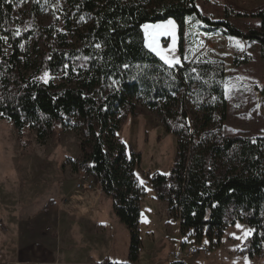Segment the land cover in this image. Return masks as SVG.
Wrapping results in <instances>:
<instances>
[{"label":"trees","instance_id":"16d2710c","mask_svg":"<svg viewBox=\"0 0 264 264\" xmlns=\"http://www.w3.org/2000/svg\"><path fill=\"white\" fill-rule=\"evenodd\" d=\"M64 1L65 11L44 26L40 15L48 10L54 16L52 0H0V37H7L0 39V119L12 124L18 139L30 129L43 141L56 124L78 132L79 157L68 160L71 169L91 176L110 196L115 216L129 233L126 263L93 264L138 261L140 202L145 194L134 175L140 155L117 137L125 116L135 115L138 106L154 111L176 138L170 175L154 174L149 182L155 197L167 203L169 217L179 221L181 243L207 239L219 246L225 229L239 222L251 228V235L234 253L252 258L260 254L264 136L222 134V62L182 60L170 66L146 46L142 27L172 19L181 39L186 19L193 17L205 36L258 43L264 59V8L236 14L259 20V30L244 33L228 22L227 12L217 21L203 16L196 0ZM26 2L27 19L18 10ZM30 50L39 57L36 67ZM248 61L246 56L234 57L232 65ZM43 72L59 81L38 80Z\"/></svg>","mask_w":264,"mask_h":264},{"label":"rangeland","instance_id":"374dc122","mask_svg":"<svg viewBox=\"0 0 264 264\" xmlns=\"http://www.w3.org/2000/svg\"><path fill=\"white\" fill-rule=\"evenodd\" d=\"M52 2L54 16L48 10H43L40 15V22L44 26L58 18V12L65 11L67 7L64 0H52ZM196 5L203 16L215 21L222 20L224 14L229 13L228 22L247 33L249 30H259V20L236 14H247L262 9L264 0H196ZM28 7L29 2L18 6L19 13L26 19ZM169 20L173 21L167 19L147 23L145 24L149 26L147 28L143 25L145 43L150 51L164 62L162 56L169 60H179V63L182 60L222 62L226 100L222 134L248 138L264 136V94L261 92L264 89V59L260 57L259 44L232 36H205L197 29V23L191 21L199 22L193 17L186 19L185 33L180 39L177 36L175 22L173 21V27L167 23ZM153 48H156L161 55L153 51ZM30 51L31 61L36 67L39 64V57L37 59V54L33 50ZM244 56L249 59L247 63L232 65L234 57ZM32 72L33 70L28 74ZM36 77L42 82L59 81L47 72L40 73ZM117 137L128 149L140 155V163L134 175L136 185L142 186L146 193L138 230L142 251L150 256L147 264H168L169 256L180 249L177 238L180 235L178 222L169 217L165 201L163 213L161 211H158L159 214L154 213L150 199V195L154 196V191L149 178L154 174L170 175L175 161L176 138L165 131L154 111L141 106L137 107L135 115L125 116ZM80 139L75 129L61 127L59 124L55 125L53 133L43 141L37 138L35 130L30 129H25L18 139L12 124L0 119V264H16L31 259L36 262L42 261L44 264H73L80 259L75 255L76 249L85 243L81 245L80 239L74 240V215L79 216L81 212H84L82 213L84 215L87 208L80 202L70 204V199H82L83 202L84 197L98 191L95 183L90 191L75 187L77 175L83 171H73L68 160L79 157ZM101 196L100 203L97 202L100 208L96 213L104 221V230L106 228L108 236L112 238L110 247L108 250L104 248L103 253L107 251L105 255L112 262L126 263L128 230L115 216L110 196L105 194ZM49 201L52 204L46 215H50V219L43 226V230L37 227L42 234L28 235L27 232L32 231V228L26 224V221H31L27 220V214H32L34 220L45 221L39 218V215L43 212L42 204ZM153 201L160 203L155 197ZM62 214L65 216L66 224L64 232H61L57 225L58 215L62 216ZM166 216L170 220L168 224L163 222ZM237 224L241 227L238 228ZM84 226L86 225L83 222ZM249 230L251 235V228L243 223L229 225L221 237L219 246H212L207 239H203L200 243L192 239L190 241L193 245H206L209 251L206 254L185 257L183 262L185 264H264V250L253 258L233 252L250 236L244 238V233ZM233 233L241 238H234ZM46 240L53 244V249H48L43 254L41 249L46 244ZM33 254H37V257L32 258ZM99 257L100 252L96 251L92 255L93 262L99 261Z\"/></svg>","mask_w":264,"mask_h":264},{"label":"crops","instance_id":"0c3cea01","mask_svg":"<svg viewBox=\"0 0 264 264\" xmlns=\"http://www.w3.org/2000/svg\"><path fill=\"white\" fill-rule=\"evenodd\" d=\"M98 191L95 194H92L91 196L88 195L86 197L83 198V202H81V200H77L75 199H70V204H77V202H80L81 204H84L87 208V212H85L84 215L79 216H75V225H74V240L76 241L77 239H80L81 245L83 244V242L85 244H83V246H80L78 249H76V256L77 258H80L78 263H76V261L73 262V264H93V260H92V255L98 251L100 252V257H99V261L95 262V263H100L103 260H108L109 262H112L108 259V257L105 255L107 253V251L105 253H103V249L105 248L106 250H108V247H110L111 243H112V238L108 236V233L106 231V228L104 230V221L100 219V216L97 215L96 211L98 210V208H100V203L102 196L101 194H104L100 191L99 188H97ZM86 191V190H84ZM146 194V193H145ZM144 194V196H146ZM106 195V194H105ZM141 199L140 202V218H139V223H140V219L142 218L143 212H142V207H143V198ZM154 196L150 195V199L152 200V208L154 213H158V211H161V213H163V209H164V200H158L157 203L155 201H153ZM80 199V198H78ZM156 199V197H155ZM48 202H45L42 204L41 210L43 211L42 214L39 215V218L45 220V221H38L37 219L34 220V216H31L32 214H27V220H31V221H26V224L29 225L32 228V231L27 232L28 235H31V233L33 234H42V232H40L38 230V228H41V230H43V226L46 225V223L48 222L47 220L50 219V215H46V211H48V209H50V205L46 208L43 209V207L47 204ZM52 204V203H51ZM56 204V203H55ZM146 204V203H145ZM90 213H89V212ZM168 211V210H167ZM152 215V212H151ZM150 215V216H151ZM161 217L163 218L164 215L162 214ZM79 219V221L77 220ZM65 220V216L64 214H62V216L58 215V229L61 232L65 231V227L66 224L64 222ZM165 222V224L170 223V220L168 218V216H166V219H163ZM178 222V229H179V233L180 235L177 237L179 239V245L180 247L183 246H187V244H182V235L180 232V225H179V221L176 220ZM83 222L86 226L83 227ZM38 227V228H37ZM45 245H43V248L41 249L42 253L44 254V251L50 249H53V244L50 243L48 240L45 241ZM243 244V243H242ZM78 246V245H77ZM242 246V245H241ZM143 246H141L140 252H139V257H138V261L136 264H147V262L150 259V256L148 255L147 252H143L142 251ZM238 249V248H236ZM235 249V250H236ZM235 250L233 252H235ZM235 254V253H234ZM32 258H36L37 254H33L31 256ZM184 261V260H183ZM112 263H117V262H112ZM169 263V261H168ZM7 264V263H4ZM16 264H44L42 261L41 262H36L33 259L31 260H26V261H21L19 263Z\"/></svg>","mask_w":264,"mask_h":264},{"label":"built area","instance_id":"2783aa9c","mask_svg":"<svg viewBox=\"0 0 264 264\" xmlns=\"http://www.w3.org/2000/svg\"><path fill=\"white\" fill-rule=\"evenodd\" d=\"M94 181L93 178L87 175L84 172H80L77 175V182L75 187L77 189H83L86 191H90L93 189ZM188 247L186 250L185 248ZM208 247L206 245H199V244H187V246H181L180 249L172 253L169 256V262H183L185 257H190L198 254H206L208 252Z\"/></svg>","mask_w":264,"mask_h":264},{"label":"snow or ice","instance_id":"6c2138e0","mask_svg":"<svg viewBox=\"0 0 264 264\" xmlns=\"http://www.w3.org/2000/svg\"><path fill=\"white\" fill-rule=\"evenodd\" d=\"M167 23H168L169 25H173V27H174V22H173V21L169 20ZM144 27L147 28V27H149V26H148V25H145ZM157 27H160V26H157ZM17 34H19V33H17ZM0 39L7 40V37H0ZM173 44H175V41H173ZM153 51H156L158 55H161V53H160L159 51H157L156 48H153ZM185 58H186V57H185ZM162 59H164L165 62L168 63L170 66H172V65H174V64H176V63H179V60H169V59H168L167 57H165V56H162ZM46 75H47V74H46ZM45 82H47V81H45ZM141 183H143V181H141ZM237 227L240 228L241 226H240L239 224H237ZM232 235H233L234 238H237V239H240V238H241V237H236L234 233H233ZM248 235H250V230H249V231H246V232L244 233V238H246Z\"/></svg>","mask_w":264,"mask_h":264}]
</instances>
